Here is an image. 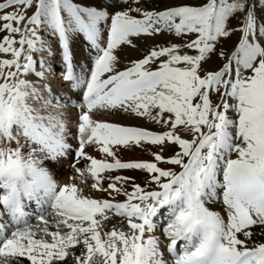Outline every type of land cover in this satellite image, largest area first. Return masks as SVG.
Here are the masks:
<instances>
[{"label":"snow or ice","instance_id":"snow-or-ice-1","mask_svg":"<svg viewBox=\"0 0 264 264\" xmlns=\"http://www.w3.org/2000/svg\"><path fill=\"white\" fill-rule=\"evenodd\" d=\"M0 264H264V0H0Z\"/></svg>","mask_w":264,"mask_h":264},{"label":"rangeland","instance_id":"rangeland-1","mask_svg":"<svg viewBox=\"0 0 264 264\" xmlns=\"http://www.w3.org/2000/svg\"><path fill=\"white\" fill-rule=\"evenodd\" d=\"M154 2H158V0H154ZM158 40H162V39H165V37H158L157 38ZM77 58H79V56L77 57ZM54 67H55V70H56V75L57 76H59V69H60V64H59V62H56L55 63V65H54ZM117 119V118H116ZM122 121L123 122H126V123H141V122H139V121H131V120H128V119H126V118H122ZM148 127H153L152 125H147ZM135 155H138V154H135ZM144 158H148V157H144ZM70 157L68 158V159H65V160H63V161H66V162H69V164L71 163V161H70ZM62 161V162H63ZM52 163H49L48 164V167L51 165ZM60 164H62V163H60ZM69 169V168H68ZM71 170L69 169V172H70ZM65 175V176H64ZM62 174V175H56V179L59 181V182H61V183H68V182H75V183H77L78 184V187H82L83 188V191H84V194L85 195H91L92 193H88V191H86V189L88 188V190H90V187H89V185H90V178L88 179V180H86L83 184H81L79 181H69V179H68V177H69V173L67 174ZM90 192H91V190H90ZM97 193H99V192H97Z\"/></svg>","mask_w":264,"mask_h":264},{"label":"bare ground","instance_id":"bare-ground-1","mask_svg":"<svg viewBox=\"0 0 264 264\" xmlns=\"http://www.w3.org/2000/svg\"><path fill=\"white\" fill-rule=\"evenodd\" d=\"M122 118L123 117H117V119H119V120H122ZM126 123V122H125ZM126 155H135V154H126ZM70 161H71V159H70ZM62 164H59V165H54V164H51L50 166H49V168H50V170H52L54 173H55V176L56 175H64V174H68V173H70L69 172V169H68V167H67V165L69 164V162H66V161H63V162H61ZM65 176V175H64ZM86 191H88V193H92L91 195L92 196H100L101 195V193H97V192H94V191H91L90 192V190H88V188L86 189Z\"/></svg>","mask_w":264,"mask_h":264}]
</instances>
